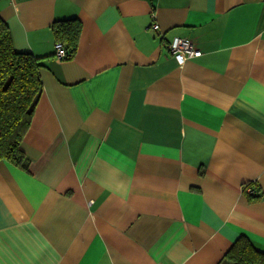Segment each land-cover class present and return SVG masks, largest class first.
<instances>
[{
	"label": "crops",
	"instance_id": "0c3cea01",
	"mask_svg": "<svg viewBox=\"0 0 264 264\" xmlns=\"http://www.w3.org/2000/svg\"><path fill=\"white\" fill-rule=\"evenodd\" d=\"M0 17L47 65L29 165L0 161V264H230L241 236L264 250V0H0ZM70 17L60 60L51 26ZM175 37L201 55L172 54Z\"/></svg>",
	"mask_w": 264,
	"mask_h": 264
},
{
	"label": "trees",
	"instance_id": "16d2710c",
	"mask_svg": "<svg viewBox=\"0 0 264 264\" xmlns=\"http://www.w3.org/2000/svg\"><path fill=\"white\" fill-rule=\"evenodd\" d=\"M51 30L55 39L54 56L55 45L60 44L64 52L60 60L74 57L81 33L78 19L55 20ZM45 62L46 58L16 50L9 28L0 17V161H7L23 170L27 169L29 160L22 151V141L42 95L40 72L47 68ZM243 188L248 200L263 199L261 189L253 184H246ZM226 258L230 264H264V250L241 236L233 242Z\"/></svg>",
	"mask_w": 264,
	"mask_h": 264
},
{
	"label": "built area",
	"instance_id": "2783aa9c",
	"mask_svg": "<svg viewBox=\"0 0 264 264\" xmlns=\"http://www.w3.org/2000/svg\"><path fill=\"white\" fill-rule=\"evenodd\" d=\"M150 29L157 31L158 25L152 24ZM168 50L174 54V53H182L186 57L192 58V57H198L201 55V52L199 50H196L194 45L191 43V41L187 39H183L180 37H175L173 40L168 44ZM55 51H56V57L58 59H61L64 56V52L61 48L60 44L55 45ZM249 191V190H247Z\"/></svg>",
	"mask_w": 264,
	"mask_h": 264
},
{
	"label": "rangeland",
	"instance_id": "374dc122",
	"mask_svg": "<svg viewBox=\"0 0 264 264\" xmlns=\"http://www.w3.org/2000/svg\"><path fill=\"white\" fill-rule=\"evenodd\" d=\"M158 31V30H157Z\"/></svg>",
	"mask_w": 264,
	"mask_h": 264
}]
</instances>
